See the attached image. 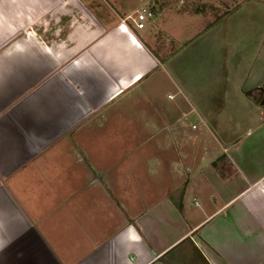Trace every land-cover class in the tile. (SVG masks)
Masks as SVG:
<instances>
[{
	"label": "crops",
	"instance_id": "1",
	"mask_svg": "<svg viewBox=\"0 0 264 264\" xmlns=\"http://www.w3.org/2000/svg\"><path fill=\"white\" fill-rule=\"evenodd\" d=\"M262 45L264 0H0V264H264Z\"/></svg>",
	"mask_w": 264,
	"mask_h": 264
},
{
	"label": "rangeland",
	"instance_id": "2",
	"mask_svg": "<svg viewBox=\"0 0 264 264\" xmlns=\"http://www.w3.org/2000/svg\"><path fill=\"white\" fill-rule=\"evenodd\" d=\"M185 46V45H184ZM183 47L181 51H184V49L187 48ZM190 48L188 50H185L181 55L182 57H186L184 60H181L179 63H181L180 67L178 68L179 76L185 80H192L191 86L197 87L198 89H206L207 84L211 81L212 83H216L214 79H211L213 77L212 73L217 72L221 68L220 65V59L217 55H219V46L215 44H201L199 41H197L194 44H189ZM224 46V45H223ZM260 46V45H259ZM264 48V45H262ZM180 52V51H179ZM178 52V53H179ZM221 52V50H220ZM172 59L168 62V68L171 70L174 69V63L170 65ZM236 61H232V63L229 65L231 70L234 68ZM245 65L248 64L247 61H245ZM249 65V64H248ZM176 66V65H175ZM221 70V69H220ZM217 84V83H216ZM217 85L221 86L222 84L219 82ZM174 91V90H173ZM170 92V91H169ZM176 95L179 93L177 91H174ZM168 94V93H167ZM173 95V94H171ZM168 97V96H167ZM173 98V97H171ZM175 99V98H173ZM205 110V109H203ZM209 115H215V112L217 111L216 108L208 109ZM247 111V110H244ZM251 117L247 116L244 117L242 125L238 129V133L246 132L249 127H255L256 124H250L249 120ZM259 118V117H258ZM258 118H256V122L258 121ZM188 121L190 123L196 124L197 127V134L199 135V147L203 143V147L209 148L213 151L217 150L219 140L218 137H216L213 132V130H210V127L215 128V122H211L210 125H206L202 122L201 117L199 115H196V112H193L190 116H188ZM258 123V122H257ZM193 124V125H194ZM193 127V128H196ZM208 127V128H207ZM254 131V130H252ZM231 164V162H230ZM223 168L227 170L229 168L227 165V162L223 163ZM231 166V165H230Z\"/></svg>",
	"mask_w": 264,
	"mask_h": 264
},
{
	"label": "built area",
	"instance_id": "3",
	"mask_svg": "<svg viewBox=\"0 0 264 264\" xmlns=\"http://www.w3.org/2000/svg\"><path fill=\"white\" fill-rule=\"evenodd\" d=\"M153 15V12L148 7H142L140 10H138L135 13V16L133 18L135 26L137 28H143L146 26V19ZM123 22L127 23V18L122 19ZM193 127H196V124L193 125Z\"/></svg>",
	"mask_w": 264,
	"mask_h": 264
}]
</instances>
